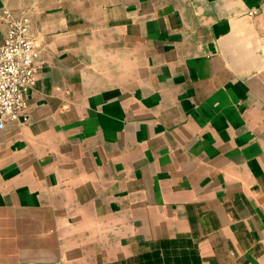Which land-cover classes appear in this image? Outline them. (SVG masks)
Segmentation results:
<instances>
[{
	"label": "crops",
	"instance_id": "1",
	"mask_svg": "<svg viewBox=\"0 0 264 264\" xmlns=\"http://www.w3.org/2000/svg\"><path fill=\"white\" fill-rule=\"evenodd\" d=\"M4 7L41 68L0 129V264H264V0Z\"/></svg>",
	"mask_w": 264,
	"mask_h": 264
},
{
	"label": "built area",
	"instance_id": "2",
	"mask_svg": "<svg viewBox=\"0 0 264 264\" xmlns=\"http://www.w3.org/2000/svg\"><path fill=\"white\" fill-rule=\"evenodd\" d=\"M250 10L249 14H254ZM7 25L0 43V129L11 120L29 121L27 95L37 83L40 49L32 34L29 11L15 14L4 7L0 14Z\"/></svg>",
	"mask_w": 264,
	"mask_h": 264
}]
</instances>
